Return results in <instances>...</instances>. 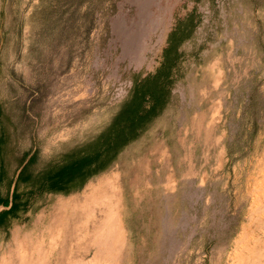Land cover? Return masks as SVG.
<instances>
[{
  "label": "rangeland",
  "instance_id": "374dc122",
  "mask_svg": "<svg viewBox=\"0 0 264 264\" xmlns=\"http://www.w3.org/2000/svg\"><path fill=\"white\" fill-rule=\"evenodd\" d=\"M191 12L167 108L80 190L27 194L0 264L18 262V233L35 264H264V0H0V108L18 157L56 161L155 72ZM113 196L121 235L95 257L71 239L72 208L92 238Z\"/></svg>",
  "mask_w": 264,
  "mask_h": 264
},
{
  "label": "trees",
  "instance_id": "16d2710c",
  "mask_svg": "<svg viewBox=\"0 0 264 264\" xmlns=\"http://www.w3.org/2000/svg\"><path fill=\"white\" fill-rule=\"evenodd\" d=\"M196 18L195 12H191L176 22L155 72L133 74L127 98L118 104L101 130L59 153L56 161L51 159L38 167L36 152L18 157L13 131L16 126L0 108V182L6 185L5 196L0 195V206L4 207L0 211V230L7 229L11 219L25 211L27 194L36 190L55 194L80 190L148 130L169 104L176 81L175 69L182 58L179 49L191 38L199 22Z\"/></svg>",
  "mask_w": 264,
  "mask_h": 264
},
{
  "label": "bare ground",
  "instance_id": "6f19581e",
  "mask_svg": "<svg viewBox=\"0 0 264 264\" xmlns=\"http://www.w3.org/2000/svg\"><path fill=\"white\" fill-rule=\"evenodd\" d=\"M109 199H111V200H109V202H106V204L104 205V209L101 210V213H102L101 220L99 221V220L95 219L96 222H94V223H96V225L94 224L95 230L91 235V236H93L92 238L91 237L87 238L86 228H85L86 227V221H84V216L82 219L83 214L78 211L79 207H78L77 203H75L73 205V208H72L73 212H71V220H72V225H71L72 229L71 230L73 231L72 237H71L72 241L73 242L74 241L80 242V245H79L80 249L83 246L85 241L89 240L90 242H92L91 245L94 246V248L96 249L95 257L97 255L101 254V251L103 248L105 249V247H103V246L107 245V241H105L106 238H108L110 240V242L117 244L118 240L120 238V235H121L119 232L120 228L118 226V220H117V214H116V212H117L116 198H115V196H113L111 198L109 197ZM106 200L108 201V196H107ZM50 217H52V214ZM105 222L107 223V226L109 227L108 229L103 228V225L105 224ZM110 233H113V239H111L112 237L110 236ZM14 240L16 242L17 252H18V255H17L18 262L14 263V264H35V263H38V260H35L32 255L28 254V257H26V254L21 255L22 248H23V239L21 237V233L15 234ZM99 241H100V245H99ZM69 242H71V241L69 240ZM69 254H70V252H69ZM41 256H44L42 254V251H40V252L38 251V257H41ZM70 264H72V263H70Z\"/></svg>",
  "mask_w": 264,
  "mask_h": 264
}]
</instances>
